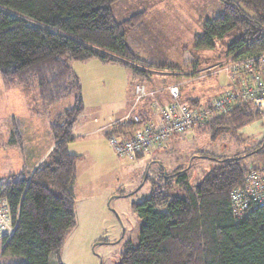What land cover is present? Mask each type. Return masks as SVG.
I'll return each mask as SVG.
<instances>
[{"label": "trees", "instance_id": "16d2710c", "mask_svg": "<svg viewBox=\"0 0 264 264\" xmlns=\"http://www.w3.org/2000/svg\"><path fill=\"white\" fill-rule=\"evenodd\" d=\"M117 1L0 0L2 81L36 89L45 107L73 99L51 122L54 144L47 158L36 165L32 154L19 172L0 179V203L11 222V230L1 238L0 264H7L6 257H22L8 264H63V246L77 225L75 184L80 159L68 143L84 110L82 84L73 62L95 58L120 62L140 76L148 73L134 61L151 66L150 62L139 60L126 40L127 31L141 22L142 14L118 21L113 11ZM222 1L224 14L203 23L195 47L215 49L216 40L238 32L228 46L231 60L264 53V0ZM197 65L192 64L194 70ZM256 68L264 74V64L258 62ZM250 83L251 76L243 73L230 78L227 91ZM189 102L202 104L199 99ZM262 113L250 103L236 105L211 118L208 125L215 134L236 132ZM13 142L18 141L9 143ZM261 144L245 156L231 158L200 152L216 164L195 184L189 179V168L169 173L161 167L158 179H151L150 195L133 204L141 222L139 239L126 245L117 264H264V206L251 204L238 215L231 199L251 170L264 172V165L243 161L262 153Z\"/></svg>", "mask_w": 264, "mask_h": 264}, {"label": "rangeland", "instance_id": "374dc122", "mask_svg": "<svg viewBox=\"0 0 264 264\" xmlns=\"http://www.w3.org/2000/svg\"><path fill=\"white\" fill-rule=\"evenodd\" d=\"M113 11L118 21L142 14L141 22L127 31L126 40L134 55L139 60L150 62L151 66L134 61L148 70L147 75L140 76L133 68L120 62L104 63L95 58L73 62V69L82 84L84 110L73 130L76 138L69 146L70 152L80 155L81 159L77 164V225L63 246V264H117L126 245L136 244L139 239L141 222L133 204L150 195L151 179H158L161 167L169 173L189 168V179L195 184L216 164L213 157L200 156V152L231 158L245 156L260 143L264 149L262 112L236 132L215 134L208 125L209 120L188 135L173 136L160 152H148L144 157L133 159L117 155L104 135L87 134L96 129L92 122L112 117V112L125 111L129 90L137 83L154 92L177 86L181 91L180 101L182 97L188 100L194 96H199L201 101L212 100L220 88L228 86V75H231L228 66L237 62L231 60L232 55L227 51L238 32L216 40L215 49L195 47L196 37L204 31L203 23L224 14L222 0H118L113 4ZM195 62L198 64L196 70L192 66ZM38 101L32 87L24 89L16 84L6 85L0 78V148L2 143L7 145L5 149L9 153L19 148L18 143H22L27 153L32 148L28 133L22 127V119L19 118L17 127L12 123L10 115L14 111H30V117L36 120L35 128L40 130L48 118H53L73 103V99L68 98L45 107L46 111H43ZM149 101L142 106L147 115ZM132 104L129 102L128 111ZM98 112L102 116L94 119ZM24 119L28 120L27 117ZM12 131L14 139L11 138ZM39 132L43 138L44 129ZM10 140L18 142L10 144ZM33 146L36 151V145ZM243 161L263 166L264 151L247 156ZM5 171L6 168L0 166V173ZM0 213L4 214L3 211ZM4 218L10 225L8 216ZM18 260L21 261L22 257H6L3 261L8 264Z\"/></svg>", "mask_w": 264, "mask_h": 264}, {"label": "built area", "instance_id": "2783aa9c", "mask_svg": "<svg viewBox=\"0 0 264 264\" xmlns=\"http://www.w3.org/2000/svg\"><path fill=\"white\" fill-rule=\"evenodd\" d=\"M264 64V53L240 58L236 63L228 66L230 78L245 73L250 75L252 83L245 84L240 90L227 91L213 99L207 105H187L180 101L181 91L177 86L168 88L172 99L170 103L157 101L156 92L147 89L144 84H136L131 109L121 120L109 126L108 140L117 155L134 157L138 153H148L158 147L166 146L173 136H184L195 128L207 123L217 115L231 111L234 106L250 103L254 108L264 111V74L261 75L257 63ZM148 115L142 110L146 101ZM166 144V145H165ZM232 204L238 215L243 214L249 206H264V172L251 170L245 177L244 186L237 187L231 194ZM0 226L11 230L4 218L6 206H0ZM5 230V229H4Z\"/></svg>", "mask_w": 264, "mask_h": 264}, {"label": "crops", "instance_id": "0c3cea01", "mask_svg": "<svg viewBox=\"0 0 264 264\" xmlns=\"http://www.w3.org/2000/svg\"><path fill=\"white\" fill-rule=\"evenodd\" d=\"M228 78L230 80V76L229 75H228ZM137 84H141V83H137ZM217 84L219 85V81H218ZM229 85H231L230 82H228V86L227 87H229ZM22 87L24 89H28V87H24V86H22ZM220 87L221 86L219 85V88ZM226 88L225 89H221L220 88V91L218 90V92L215 95L216 98L218 96L223 95L224 92L226 91ZM159 90H157V92H156V98L158 100H160L162 103L172 102V99H171V97L169 95L168 89H167V91L165 89H161L162 91H159ZM34 91H35V98L39 100L37 91L35 89H34ZM129 92L130 93L128 94V97H127V100H126L127 108L125 109V111L118 110V111L112 112V117L110 115L107 119H105V120H103L101 122H95V121L92 122V126L95 125V128L96 129H94L92 132H88L87 134H93L94 133V134L100 135V137H104L105 136L108 139L109 126L111 124H113L114 122H116V121L121 120L122 118H124V116L127 114V111L129 109V102H131V101L133 102L134 88L133 89L131 88L129 90ZM158 92L160 94H158ZM199 98H200L199 96H194V97H189L188 100H185V98L182 97L181 98V101L183 103H189L188 101H190L191 99H199ZM212 101H213V99H212ZM204 102H205V100L204 101H201L200 100V103L203 104ZM37 103L40 105V107L43 109V111H46L45 110V106H43L41 104V102L39 103V101H38ZM189 105H191V103H189ZM29 113H30V111H28V110L25 111L23 109V110H21V112L14 111V113L11 114L10 117H12V123L16 127L20 123V119L19 118L22 119V123H21L22 124V127H24L26 129V133H28V139H29V142H30V146H32V148L31 147L29 148L30 149V152H28V153L27 152L25 153L23 151H20L21 149L20 148H17V149H14L13 151H10V153H11L10 154L9 153V150L5 149V147L7 145H5L4 143H2V146L3 147L0 148V166H1V168L5 167L6 168V171L4 173H0V179H3L5 177V175H7V174L9 175V174H12L14 172H19L23 168L24 164H27V162H28L27 159L30 158L32 154L33 155H32L31 158H33V162H34L33 164H36V165L40 164L43 160H45L47 158V156L49 155V153L51 152V150L53 148L54 142H53V138H52V135H51V129L50 128H51V122H52V120L54 118H56V114L57 113L53 116V118H51V117L48 118L49 120L46 121L45 126H40L41 129H44V137L43 138L40 137L41 136V133L39 131L41 129L39 130L38 128H35V126H34V122L36 121L35 118L34 117H30L31 115H29ZM81 115L79 116V118L77 119V121L80 119ZM100 116H102V114H101V112H98V114H96V117L94 119H97V117H100ZM25 117H27L28 120L24 121L25 120L24 119ZM77 121H76V123H77ZM25 122H26V124H25ZM76 123H75V125H76ZM46 135H47V138H46ZM75 138L76 137H73L72 140H74ZM71 141H69V143H68V148L70 146V142ZM33 144L36 145V148H35L36 151H34V152H33V150H34ZM106 147H109V146H106ZM110 147L113 148L111 145H110ZM10 148L13 149L14 147L13 146H10ZM69 150H70V148H69ZM161 150H162V147H158V148L154 149L153 151H151V153L160 152ZM13 152H16V153H13ZM144 156L145 155H142L140 157H144ZM120 157H123V156H120ZM140 157H132V158L131 157H127V158L128 159H133V158H140ZM80 159H79V161H80ZM14 161H15V163H14ZM78 162H77V164H78ZM77 191H78V185H77V178H76V184H75V192H76V194H77ZM1 218H2V216H1ZM1 218H0V226L2 225ZM7 222H8V220H7ZM8 223H7V225L10 228V225ZM4 229L5 230H8L7 227L4 228ZM4 229H2L0 227V240L3 237V235L6 234V232H7ZM1 250H2V248H1V242H0V254H1Z\"/></svg>", "mask_w": 264, "mask_h": 264}]
</instances>
